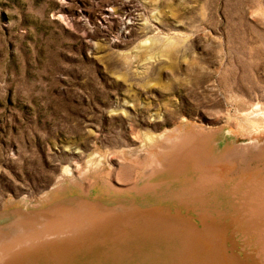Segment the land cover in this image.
<instances>
[{
  "label": "rangeland",
  "instance_id": "obj_1",
  "mask_svg": "<svg viewBox=\"0 0 264 264\" xmlns=\"http://www.w3.org/2000/svg\"><path fill=\"white\" fill-rule=\"evenodd\" d=\"M263 111L264 0H0V224L15 230L21 209L55 199L158 202L203 226L200 201L186 208L175 191L201 185L198 170L244 197L264 182ZM224 190L208 202L233 209ZM261 219L253 234L222 222L227 250L249 264H263ZM145 227L69 254L174 264L178 235Z\"/></svg>",
  "mask_w": 264,
  "mask_h": 264
},
{
  "label": "bare ground",
  "instance_id": "obj_2",
  "mask_svg": "<svg viewBox=\"0 0 264 264\" xmlns=\"http://www.w3.org/2000/svg\"><path fill=\"white\" fill-rule=\"evenodd\" d=\"M258 148L264 152V144ZM196 173L200 176L201 185L193 186L185 183L175 193L180 197V202H184L186 208H189L190 200L200 201L198 205L202 208L198 210L197 217L200 218L203 226H198L191 220V213L180 211V207H177L176 211H171L158 202L141 205L133 201L107 204L100 200H85L77 201V204H64L54 199L46 205L21 209L22 213L14 218V221L20 225L15 230L7 231L0 224V264H106L105 258L110 256L99 253L93 248H86L79 254L69 253L72 247H78L85 241H93L102 236L123 239L135 227L161 228L164 225L178 235L182 244L174 264H249L240 253L227 250L225 225L222 222L226 216H230L231 221L238 222L251 234L254 225L259 221V219L254 221V217L262 218L261 223L264 224V182L251 184L246 197L234 184H216L224 188V191L233 194V209L223 210L210 205L213 201L208 202L211 195L214 196V192L210 193L207 190L216 185L204 179L203 170H198ZM247 185L250 184H245L242 188ZM254 186L256 187L253 188ZM109 187L113 188L110 184ZM107 230L111 233L107 234L109 232H106ZM146 232L151 231L146 230ZM49 242L57 245L53 257L46 255L35 263L25 261L24 255L27 252L40 249ZM253 242L257 243L254 240ZM87 250L91 252L85 253ZM258 250L262 258L261 262L264 264L261 245ZM252 264H260V261L257 260V263Z\"/></svg>",
  "mask_w": 264,
  "mask_h": 264
}]
</instances>
